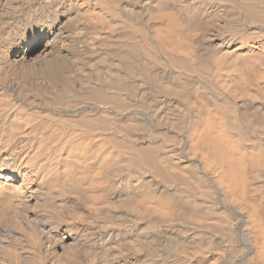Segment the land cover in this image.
Instances as JSON below:
<instances>
[{
    "label": "bare ground",
    "instance_id": "6f19581e",
    "mask_svg": "<svg viewBox=\"0 0 264 264\" xmlns=\"http://www.w3.org/2000/svg\"><path fill=\"white\" fill-rule=\"evenodd\" d=\"M8 101L0 264H264V0H0Z\"/></svg>",
    "mask_w": 264,
    "mask_h": 264
},
{
    "label": "rangeland",
    "instance_id": "374dc122",
    "mask_svg": "<svg viewBox=\"0 0 264 264\" xmlns=\"http://www.w3.org/2000/svg\"><path fill=\"white\" fill-rule=\"evenodd\" d=\"M9 105H8V104ZM6 104H5V107L3 108L2 106H0L1 108H0V130H2V131H0V142H3V141H5V139H4V135H2L3 133L2 132H4V124H5V121H6V118L7 117H9V116H11L12 114L14 115L15 113H17L18 111H20L21 110V108L20 107H18L17 108V106H12V103H11V101H10V103H9V101L7 102ZM11 104V105H10ZM9 106V107H8ZM17 108V109H16ZM9 109V110H8ZM118 109V108H117ZM119 110H120V108H119ZM122 110V109H121ZM2 111V112H1ZM13 111H15V112H13ZM12 112V113H11ZM121 112H124V111H121ZM29 116V119L30 118H32L31 119V121H32V123H30L29 125H27V127L26 128H28V127H30V126H34V125H36L37 123H40L41 121H40V119L38 118V119H36V118H33V117H35V116H32V115H28ZM39 120V121H38ZM34 121H36L35 122V124H34ZM42 123V122H41ZM124 123H121V125H123ZM54 126V127H53ZM2 128V129H1ZM50 128V127H49ZM53 128H55V125H52L51 126V128H50V130H54ZM36 133V132H35ZM32 134V133H31ZM30 139H32V140H34V138H35V135L34 134H32V135H30V136H28ZM170 144H172V143H170ZM179 144V143H178ZM1 153H3V151L1 152ZM253 188H254V186H253ZM251 188V190H252V192L250 191V193L252 194H250V198H251V200H252V198L254 197V199H253V201H254V203L255 202H258V204L259 203H261V204H257V203H255V204H257L256 206L257 207H259L260 209L259 210H263L262 212L264 213V209H262V207L264 208V200L262 199V200H260L261 202H259V199L260 198H264V193H263V191H261V190H259V189H257V188ZM254 190V191H253ZM256 190V191H255ZM260 191V192H259ZM253 192L256 194V196L253 194ZM259 192V193H258ZM259 194H260V196H259ZM254 195V196H253ZM253 196V197H252ZM258 196V197H257ZM260 197V198H259ZM262 205V206H261Z\"/></svg>",
    "mask_w": 264,
    "mask_h": 264
}]
</instances>
